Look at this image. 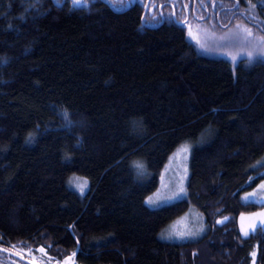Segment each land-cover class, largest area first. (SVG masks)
<instances>
[{"label": "trees", "instance_id": "16d2710c", "mask_svg": "<svg viewBox=\"0 0 264 264\" xmlns=\"http://www.w3.org/2000/svg\"><path fill=\"white\" fill-rule=\"evenodd\" d=\"M76 5L0 0V254L264 264V227L241 229L264 206L242 198L264 179V0ZM184 142L187 196L149 206ZM194 208L197 239L163 238Z\"/></svg>", "mask_w": 264, "mask_h": 264}, {"label": "rangeland", "instance_id": "374dc122", "mask_svg": "<svg viewBox=\"0 0 264 264\" xmlns=\"http://www.w3.org/2000/svg\"><path fill=\"white\" fill-rule=\"evenodd\" d=\"M75 4H80V0H73ZM189 32L196 34L197 32L189 27ZM241 49H235L228 54L230 59L236 60ZM189 143H184L175 153L171 156L167 164L165 165L161 177L160 185L158 189L146 198V202L149 206L159 207L164 204L174 202L187 196V181L189 176ZM70 185L75 189L83 192L88 187V182L83 177H75L70 180ZM242 198L246 201H257L264 203V179L252 189L246 190L242 194ZM150 200L152 201L150 203ZM224 221L225 217L219 219ZM202 214L196 209H190L182 217L177 218L175 221L167 225L164 229L163 238L168 240H195L205 230ZM264 227V206L251 214H245L241 217V229L244 235L256 230L258 227ZM13 250L17 251L25 259L37 263V264H49L48 258L50 254L45 252L42 247L26 246L18 243ZM0 264H14L9 262L3 257V253L0 254ZM73 257V255L67 256V258ZM254 257L256 253L254 252ZM65 258V257H64ZM61 258V259H64ZM16 264H23L18 260H15ZM252 264H255V259Z\"/></svg>", "mask_w": 264, "mask_h": 264}, {"label": "built area", "instance_id": "2783aa9c", "mask_svg": "<svg viewBox=\"0 0 264 264\" xmlns=\"http://www.w3.org/2000/svg\"><path fill=\"white\" fill-rule=\"evenodd\" d=\"M43 250L45 251L44 248H43ZM48 260L50 262L49 264H80V262L76 259L75 256L69 257V258L65 257L64 259H60V258H56V257L50 255Z\"/></svg>", "mask_w": 264, "mask_h": 264}, {"label": "snow or ice", "instance_id": "6c2138e0", "mask_svg": "<svg viewBox=\"0 0 264 264\" xmlns=\"http://www.w3.org/2000/svg\"><path fill=\"white\" fill-rule=\"evenodd\" d=\"M64 2V0H56V3L58 4V5H61L62 3ZM83 2H85V0H80V3H83ZM77 7H79V3L76 5ZM252 54L251 53H249V56H251ZM64 118L68 121V123L70 124L71 123V120H70V118H69V114L67 113V112H65L64 113ZM137 168L139 169V170H142L143 169V165H141V164H138L137 165ZM152 201L150 200V203H151ZM225 219H227V218H225ZM248 233H246V235H247Z\"/></svg>", "mask_w": 264, "mask_h": 264}, {"label": "bare ground", "instance_id": "6f19581e", "mask_svg": "<svg viewBox=\"0 0 264 264\" xmlns=\"http://www.w3.org/2000/svg\"><path fill=\"white\" fill-rule=\"evenodd\" d=\"M248 58V57H247ZM185 143V142H184ZM81 177V176H80ZM77 191V190H76ZM174 221V220H173ZM171 223V222H170Z\"/></svg>", "mask_w": 264, "mask_h": 264}]
</instances>
